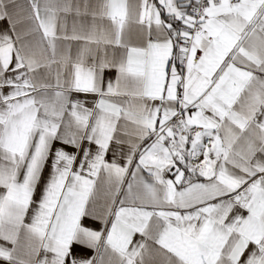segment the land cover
Wrapping results in <instances>:
<instances>
[{"label":"snow or ice","instance_id":"6c2138e0","mask_svg":"<svg viewBox=\"0 0 264 264\" xmlns=\"http://www.w3.org/2000/svg\"><path fill=\"white\" fill-rule=\"evenodd\" d=\"M96 8L89 33L74 23L68 34L58 20L71 0H28V10L0 0V21L9 22L0 33V240L12 245H0V259L264 264V0ZM25 20L31 27L17 30ZM58 41L83 44L73 58ZM112 68L116 81L105 85ZM74 92L98 99L89 108ZM57 141L64 147L53 151ZM113 143L128 146L123 166L105 159ZM101 195L105 211L94 215ZM93 215L105 231L82 223ZM74 245L96 255L76 256Z\"/></svg>","mask_w":264,"mask_h":264},{"label":"crops","instance_id":"0c3cea01","mask_svg":"<svg viewBox=\"0 0 264 264\" xmlns=\"http://www.w3.org/2000/svg\"><path fill=\"white\" fill-rule=\"evenodd\" d=\"M99 2H100V0H71V3L73 5V11L70 13H67V14H65V13L59 14L60 19L58 20V31H59V25L60 24H66V31L68 34H71L72 26L75 23L78 31L81 30L80 26L83 25V29H82L83 32L85 34L89 33L91 31V26L93 24L92 12L97 10L96 6ZM16 3L23 5L24 8L26 10H28V0H16ZM77 7L80 9V12H81L80 15L76 14L75 9ZM24 14L26 15L27 11H25ZM95 23L98 26H103L105 28L111 26L110 21H108L107 19L100 20L97 18ZM31 25H32V21L25 20L23 23L17 25V30L26 31L31 27ZM8 27H9V22L7 19L0 21V33L7 30ZM40 35H41L40 33L33 34L32 36H28L25 39L34 43L37 39H39ZM131 42L136 43L135 40H133ZM58 44L60 46L71 45L72 54H73V58H74L77 48L83 44V41H58ZM92 47H95V46L93 45ZM109 51H111V49H109ZM116 52L122 53L123 50L122 49H116ZM198 55H199V53H198ZM56 68H57V65H53V76L48 77V82H54V71ZM40 72L43 73L44 70L41 69ZM117 76H118V72L116 71L115 68L105 69V71H104L105 85L109 81L112 83H115ZM4 91L7 92L8 89L5 88ZM51 91L52 90H49L50 93H51ZM72 98L80 100L82 103L85 104L86 107H89V108L93 107L95 101L98 99V97L94 94L75 93V92L72 93ZM118 99L127 100L129 98L122 97V98H118ZM156 103H159V102L157 101ZM60 147H64V146L61 145L60 142H58V141L55 142L53 144V151H55L57 148H60ZM85 147H87V142H85ZM91 147H92V151L95 152L96 146L92 145ZM67 150L69 152H75L76 151L74 148H67ZM127 151H128L127 145H117V144L113 143L110 146V149H109L105 159L108 162H112L113 159L115 158L116 162L123 166L126 163V161L124 159V155L127 153ZM114 152L117 153V155L115 157H114ZM200 159H203V157H200ZM77 163H79V156L77 159ZM50 175H51V158L49 159V163L45 166V169L42 173L41 182H40V185H38V187H37V194H36V197H34V199L39 197V195L42 191V188H43L44 184L47 182V180L49 179ZM141 175L146 180H150V177L148 176L147 172H143V173H141ZM186 175H187V173H186ZM165 177L168 179L174 178L169 173H165ZM128 180H130V176L128 178H126V180H125V188L121 190L120 197L117 198L118 201H119V199L123 198V196H124ZM200 180H201V182H204L203 178H200ZM2 191L3 190L0 189V192H2ZM105 208H106V199L101 195V197L99 199H97V201H96V207L94 209V215L104 212ZM29 214L31 215V209H30ZM94 215L93 216H85L82 219V223L86 227H89L90 229L97 230V231H105V225L103 224V222L98 220V219H95ZM111 220H112V217H109V227H110ZM25 222L26 223L30 222L28 217H26ZM141 239H142V237L139 234L134 235L133 244L137 243ZM21 243L22 244L24 243L23 237L21 238ZM0 245H4V246L9 247V248L12 247L11 244H9L8 242L3 241V240H0ZM73 254L76 256H83L86 258H91L92 256L96 255V252L92 249H87V248H84L82 246L74 245ZM41 255H43V253H41ZM245 255H247V253ZM0 264H7V262L0 259Z\"/></svg>","mask_w":264,"mask_h":264}]
</instances>
